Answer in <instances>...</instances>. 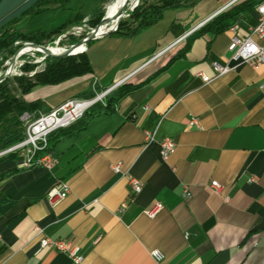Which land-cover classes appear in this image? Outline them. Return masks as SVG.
<instances>
[{"label":"crops","instance_id":"obj_1","mask_svg":"<svg viewBox=\"0 0 264 264\" xmlns=\"http://www.w3.org/2000/svg\"><path fill=\"white\" fill-rule=\"evenodd\" d=\"M113 1L70 0V5L87 21ZM239 1L200 0L166 10L134 37L92 39L85 51L93 73L37 85L23 95L42 98L51 109L88 90L140 84L114 112L95 116L78 135L57 143L53 168L0 163V173L23 168L0 180V264H73L57 249L37 252L45 235L81 245L85 264H160L151 254L156 249L163 254L161 264H264V66L228 62L231 27L211 43L209 35L195 39L171 60L192 32ZM29 2L0 0V26ZM121 2L127 4L119 0L117 8L110 7V19ZM48 11V20L38 22ZM44 12L22 17L15 27L21 32L59 27L71 14L57 5ZM258 20L254 8L235 23L237 33L248 35ZM255 39L264 46V37ZM113 62V70H106ZM215 63L231 69L205 82L199 73L214 77ZM194 117L198 126L190 124ZM165 137L177 142L167 161L160 154ZM117 163L121 172L111 168ZM128 175L142 180L140 193L131 190ZM62 181L71 193L52 205L48 191ZM213 181L220 190L213 189ZM157 204L161 209L149 216Z\"/></svg>","mask_w":264,"mask_h":264},{"label":"trees","instance_id":"obj_2","mask_svg":"<svg viewBox=\"0 0 264 264\" xmlns=\"http://www.w3.org/2000/svg\"><path fill=\"white\" fill-rule=\"evenodd\" d=\"M130 13L132 21L122 19L114 34L121 37H134L140 34L148 27L157 23L168 9H177L192 7L200 0H142ZM264 0H241L231 8L224 10L203 24L200 28L192 32L186 39L185 45L171 59H177L183 56L191 47L193 41L203 35H209V43L219 33L232 27L238 19L252 9L256 8ZM52 5L58 8L69 10L71 14L67 21L59 27H41L29 32H21L15 24L19 19L26 16L38 15ZM106 9L103 6L96 8L88 19V22L97 27L103 17ZM86 19V15L81 11L72 8L70 0H30L24 6L19 14L6 20L0 26V70H4V63L11 56L15 55L22 43L32 41L37 45H44L52 37L63 34L65 28L69 25L81 23ZM91 40H88L90 42ZM73 40L71 44H75ZM82 44L79 46L80 50ZM30 51V50H28ZM37 67L36 63H25L22 65L24 72L33 71ZM94 69L90 57L86 51L74 55L52 56L47 57L45 66L36 71L32 76L25 74L15 76V81L21 91V95L15 94L9 85V78L6 77L0 81V152L23 141L25 138V123L22 117L24 114H30L36 117L44 107L47 106L42 98L27 100L23 95L28 94L32 88L37 85H56L65 82L74 77L83 76L93 73ZM140 84L123 83L112 89L105 95V100L97 101L89 108V114H84L70 126L60 128L48 136L47 145L37 153V157H42L51 153L60 141L78 135L84 130L89 122L95 116L103 113H112L116 109V104L138 88ZM97 96L92 90L82 94L80 98L93 99ZM48 107V106H47ZM40 154V155H39ZM17 152L9 153L7 156L0 158V163L4 160L17 159ZM21 167H13L0 175V180L10 177L12 174L22 170Z\"/></svg>","mask_w":264,"mask_h":264},{"label":"built area","instance_id":"obj_3","mask_svg":"<svg viewBox=\"0 0 264 264\" xmlns=\"http://www.w3.org/2000/svg\"><path fill=\"white\" fill-rule=\"evenodd\" d=\"M256 10L259 14L258 23L251 29L250 33L246 36H240L237 33V25L234 24L231 30L235 33L232 39L231 55L228 59L229 61H237L238 63H247L253 67L264 66V46L259 44L255 37H264V6H256ZM60 38L57 42H59ZM24 45H30L32 43L25 42ZM23 53V51H22ZM45 59V58H43ZM214 69L216 75L211 77L203 72L199 74L202 76L205 82H210L214 78L225 74L231 67L229 64H214ZM112 89L103 91V94H107ZM101 96L95 97L93 99H83V98H71L64 101L57 107L47 109L46 112L41 111L39 116L33 117L30 114H24L22 119L25 122V138L23 141L5 149L0 152V156L3 154H8L12 152H17L20 155L18 160V165L24 163L33 158H38V151L42 150L48 143V136L52 132L70 126L79 118H81L89 108L94 105ZM191 125H199L197 118H192L190 120ZM148 139L153 138V134L148 132ZM161 145V158L164 161L169 160V158L174 154L177 149V142L171 137L162 138L160 141ZM57 163L56 157L52 153H48V160L42 161V165L45 168H53ZM111 168L115 172H121L122 164H112ZM255 180V179H252ZM128 182L131 190L136 194L140 193L143 189V182L140 178L128 175ZM211 186L214 190L218 191L221 189V184L218 181H213ZM186 197L191 196V192L186 187L185 190ZM71 193V187L67 182H60L53 186L48 191V199L52 205L57 204L64 198H66ZM228 199V198H227ZM161 205L157 204L152 209L148 210V215L154 217L159 210ZM38 232H43V229L36 226ZM43 248H54L60 252H63L69 256L73 264H85V255L82 250V246L69 241L64 238H53L50 236H43L40 239V246L37 252ZM155 260L161 264L163 260V254L160 250L156 249L151 252Z\"/></svg>","mask_w":264,"mask_h":264},{"label":"rangeland","instance_id":"obj_4","mask_svg":"<svg viewBox=\"0 0 264 264\" xmlns=\"http://www.w3.org/2000/svg\"><path fill=\"white\" fill-rule=\"evenodd\" d=\"M142 2H143L142 0H136L134 5L137 6L138 4H140ZM125 5H126V7L124 8L123 15H122L123 18L121 17L119 19V22L122 19L132 21V18L130 17V13L136 6L133 7L134 5H132V6L127 5V4H125ZM109 6L111 7L112 3L109 4ZM50 14H51L50 11L44 12L40 17L37 18L38 22L48 20V18L50 17ZM93 28H95V26L93 24L89 23L88 20L86 21V19H85L81 23H78L75 25H69L67 28H65L63 31V34H68V35L66 37H63L62 41L59 40V42H57L60 36L56 35V36L52 37L51 40H47L44 43V45L49 46V45H59L60 44L61 46H65V45H68L67 44L68 41H72V40H76V39H79L81 41L82 39H84L88 36V33ZM73 32L76 33V35H73ZM25 42H30V43H32L31 45H37V44H34V42H32V41H25ZM25 42H23V43H25ZM23 43H22L21 47L19 48V50L17 51V53L5 61L4 70H0V76H4L7 73V71H9V69L11 68V65L14 64L13 70L10 72V75H8L7 77L9 78L10 88L12 89V91L15 94H18V95H21V91H20L18 84L16 83L14 77L22 75V74H25L26 76H32L36 71L41 70L45 66V62H46L47 57L54 56L51 53H43V52H37V51H24L28 45H24ZM75 44H77V42ZM65 47L70 48L69 46H65ZM22 51H23V53H22ZM43 58H45V59H43ZM27 62L28 63H36L37 67L33 71L24 72V70H22V65H24ZM113 65H114V62L112 63V66H107L106 70L108 68L113 70V68H114ZM104 69L105 68H103L102 70H104ZM100 71L101 70H99V68L96 69V73L98 75L104 74V72H102V71L100 72ZM102 94H103V92L97 93L96 97H98L99 95L101 96V98L98 99V101L105 100L106 94H104V95H102ZM8 154H3L2 156H0V158L5 157ZM19 159H20V155H18L17 159L15 158V159H10V160H4L2 162H8V161L13 162V161H17ZM1 174L2 173H0V175Z\"/></svg>","mask_w":264,"mask_h":264},{"label":"bare ground","instance_id":"obj_5","mask_svg":"<svg viewBox=\"0 0 264 264\" xmlns=\"http://www.w3.org/2000/svg\"><path fill=\"white\" fill-rule=\"evenodd\" d=\"M127 1V5H134L136 0H126ZM119 4V0H114L112 2V7L113 8H117ZM124 4L121 2L120 5H119V8L117 9L115 15L113 18H111V23H103L100 28L97 30L98 34H102V33H105L107 32L108 30L112 29L115 27V25H113L112 27L108 28L106 31L103 30L105 28H107V26L111 25L113 22L117 21L118 19V16L120 15L121 13V8H123ZM258 6H264V1L261 2ZM109 9H110V6H108V12H109ZM107 12V14H108ZM123 18V17H122ZM88 34H92V30L88 33ZM104 36V35H103ZM59 44V43H58ZM81 45V44H80ZM76 46L73 48V52H83L86 50V44L85 43H82V47L80 50H78L79 46ZM58 46H61L60 44L59 45H49L48 46V50H45L44 47H41L40 45H28L24 51H37V52H43V53H51V54H55V55H62L64 54L65 52L68 51V48L63 46L64 48L60 49V51H53L54 49H56V47ZM14 68V64L11 65V68L9 69V71H7V75H10V72L13 70ZM18 70V69H17ZM40 155V154H39ZM48 160V153L45 154L44 156L42 157H39V158H33V159H30L28 161H24V163H22V166L24 167H31L33 165H36V164H39V165H42V161H47Z\"/></svg>","mask_w":264,"mask_h":264},{"label":"water","instance_id":"obj_6","mask_svg":"<svg viewBox=\"0 0 264 264\" xmlns=\"http://www.w3.org/2000/svg\"><path fill=\"white\" fill-rule=\"evenodd\" d=\"M135 6H136V5H134L133 7H135ZM125 7H126V5H124L123 8H121V13H120V15L118 16V19H117V21H116V24H115V27H114V28H112V29H110V30H108L107 32L102 33V34H98V32H97V30L100 28V26H101L103 23H110V22H111V19L109 18L108 14H107V12H108V7H107V9H106V13H105V16L103 17L101 23H100L97 27H95V28L92 29V34H88V36H87L86 38L82 39L81 41H79L78 44H73V45H71V47L68 48V51L65 52L64 54H62V55H55V54H52V55H54V56H63V55H74V54H78V53H80V52H73V48H74V47H76V46H78V45H80V44H82V43H85V44H86L88 40H92V39H95V38L101 37V36H103V35H105V34H109V33L112 32V31H115V30L117 29V27H118L119 19L122 17V15H123V10H124ZM40 46H41V47H44L45 50H48V46H45V45H40ZM7 76H8L7 73H6L4 76H0V81L3 80L4 78H6ZM47 109H48L47 106H45L43 111L46 112ZM86 114H89V111H86ZM37 116H39V114H38Z\"/></svg>","mask_w":264,"mask_h":264}]
</instances>
